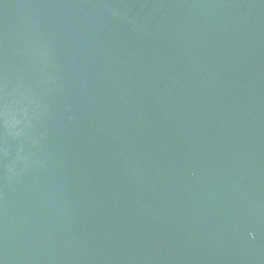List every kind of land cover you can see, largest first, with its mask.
Here are the masks:
<instances>
[{
	"label": "water",
	"instance_id": "95a60500",
	"mask_svg": "<svg viewBox=\"0 0 264 264\" xmlns=\"http://www.w3.org/2000/svg\"><path fill=\"white\" fill-rule=\"evenodd\" d=\"M0 264H264V0H0Z\"/></svg>",
	"mask_w": 264,
	"mask_h": 264
}]
</instances>
